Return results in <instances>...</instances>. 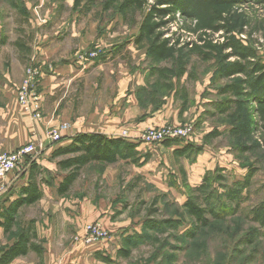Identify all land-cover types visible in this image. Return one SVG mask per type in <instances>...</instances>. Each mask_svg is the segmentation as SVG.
<instances>
[{"label": "rangeland", "instance_id": "374dc122", "mask_svg": "<svg viewBox=\"0 0 264 264\" xmlns=\"http://www.w3.org/2000/svg\"><path fill=\"white\" fill-rule=\"evenodd\" d=\"M90 1L84 0L74 13L67 6L73 0H0V105L9 106L13 100L16 104V92L31 62L33 36L41 31L37 25L43 19L42 11L54 6L52 20L70 21L75 17L80 22L85 46L77 58L72 56V62L80 63V68L87 60H104L107 50L115 51L120 42L124 43L117 60L107 63L111 68L125 70V87L117 101L125 106V129L120 133L128 137L138 135V141L144 143L142 136L159 130L191 127L190 140L195 148L202 152L209 148L220 155L223 163L233 164L234 169L220 173L216 167L203 173L207 160L198 162L199 155L176 157L172 147L165 145L170 142L151 143L143 152L149 155L144 167L132 163L115 165L111 170L96 164L85 167L64 195L66 211L70 207L81 210L82 231L87 224H99L90 218L91 212L98 213L99 220L107 217L109 220L103 221L113 229L99 226L109 233L110 239H121L123 235L125 240L129 239L127 248L136 264H264V228L248 217L264 201L263 124L253 114L255 102L245 98H239V108L223 112L216 108L235 99L229 93L222 94V89L238 77L223 79L216 75L220 66L232 64L235 59L202 61L190 52L195 43L200 44L191 32L193 22L176 14L165 37L173 34L180 44L171 60L155 64L146 48L137 50L133 45L141 20L139 13L129 14L123 20L116 5L105 11L106 0ZM153 3L154 0H148V4ZM227 18L236 39L250 47L259 62L264 63V0H236ZM49 24L42 29H48ZM17 40L23 48L15 46ZM213 41L222 43L223 32L213 35ZM178 61L184 73L181 78L165 81L153 74L156 68L174 69ZM168 83L170 89L166 87ZM99 87L100 83H96V89ZM39 91L42 98L43 90ZM79 92L78 84H71L61 93V104H73ZM74 105L77 106L76 102ZM57 109L50 115L52 122L44 132L45 140L34 142L40 149L38 159L42 149L53 146L47 139V130L68 128L64 123L55 124L60 110ZM235 123L249 133L232 134ZM17 141H23L20 135ZM52 160L47 158V162ZM217 174L220 180L216 179ZM248 174L249 180L244 184ZM195 198L207 211L206 227H200L186 214L185 201ZM114 254H98L94 259L112 263L118 260Z\"/></svg>", "mask_w": 264, "mask_h": 264}, {"label": "crops", "instance_id": "0c3cea01", "mask_svg": "<svg viewBox=\"0 0 264 264\" xmlns=\"http://www.w3.org/2000/svg\"><path fill=\"white\" fill-rule=\"evenodd\" d=\"M67 6L72 12H77L73 10V4H67ZM53 11H55L54 6L43 9L45 16L43 14L42 21L37 25L41 31L36 33L35 37L33 36V46L29 52L30 60L39 62L41 68L46 71L45 74L44 70L42 71L40 82V89L43 90L41 103L44 118L31 122L14 100V103L11 102L9 106L0 105V152H12L30 142L38 144L41 140L44 141V132L52 122L50 115L55 113L57 108L60 110L55 124L64 123L68 125V128L61 132V141L51 143L53 146L42 149L39 159L32 165L36 171V184L41 198L32 205L19 207L16 224L8 233H5L0 226V256L17 242L21 232L28 231L29 234L35 235L30 242L38 250H29L26 255L15 258L9 264H136L137 260L132 258L133 253L127 257L119 255V251L123 248L121 240L125 238V235L121 239L112 238L88 246H71V235L82 233L81 210L79 211L78 208L76 211V207H70L66 211L68 204L65 203L64 195L67 192L58 193L59 185L70 172V170H63L58 163L71 156L52 157L56 151L67 148L77 136L82 134H100L112 139L130 141L137 144L136 150L142 154L150 148L148 144L138 141V135L129 136L132 137L129 140L128 136L125 138L121 136L122 132L120 133L125 129V106L121 103L117 104V101L120 100L121 92L125 87V70L111 68L107 66V63L117 60L115 57L118 53H122L124 43L120 42L115 51L107 50L104 60L100 58L85 61L84 65L81 64V69L80 63L72 62V56L79 55L85 46L79 30L80 22L75 17L70 21L67 19L57 21L56 18L52 20ZM48 23H50L48 29L46 27L43 30L42 28ZM120 24L123 25V23ZM114 53L115 56H113ZM96 83H100L98 89H96ZM71 84L73 86L78 84L79 91L81 90L73 100L77 104L76 107L71 102L61 104L63 96L61 93L67 91ZM216 108L219 109L220 105ZM18 109L24 113L26 119L19 115ZM19 135L22 142L17 141ZM190 143L195 146L192 140ZM170 146L176 150L180 149L181 145L172 143ZM169 147L167 149H170ZM203 151L200 153L201 157L198 154L197 158L198 162L200 159L207 160L203 173L213 171L216 167L224 173L234 169L233 164L223 163L220 155L214 154L209 148ZM48 157L53 160L47 162ZM206 157L208 159H205ZM125 163L129 162L125 160H117L113 164L91 162L78 172L74 182L82 170L92 164L103 165L111 170L113 166L125 165ZM30 168L18 170L6 179L0 180V212L15 203L19 199L21 189L28 186ZM91 213L93 215L89 216L94 222L99 223L103 228L113 229L110 223L103 221L109 220L107 217L101 218L100 221L98 213ZM0 221H2L1 218ZM113 252L118 260H113L112 263L94 259V255L106 256Z\"/></svg>", "mask_w": 264, "mask_h": 264}, {"label": "trees", "instance_id": "16d2710c", "mask_svg": "<svg viewBox=\"0 0 264 264\" xmlns=\"http://www.w3.org/2000/svg\"><path fill=\"white\" fill-rule=\"evenodd\" d=\"M83 1L73 0V10L77 11L82 7ZM235 4L236 0H154L153 4H148V0H106L103 10H109L116 5L123 20L129 14L139 13L141 15L133 45L137 50L146 48L151 61L155 64L171 60L176 52V47L180 44L178 39H174L173 36L175 35L173 34L170 37H165L167 27L175 22L176 14L192 21L193 30L191 32L197 35L200 44L195 43L190 52L196 54L202 61L214 59L216 62L218 60L225 62L230 58L235 59L232 64L222 65L216 70V75L219 78L238 77L222 89V94L229 93L235 99L222 104L220 106L221 112L232 107L239 108L242 105L239 98H245L255 102V106L252 108L253 114L258 116V123L263 124L264 128V63L259 62L255 52L250 47L244 46L233 35L234 29L231 27L227 16ZM221 31L223 32V42L214 43L213 35ZM15 46L19 49L23 48L20 40L15 42ZM155 73L159 74L160 79L165 81L173 77L181 78L184 74L183 69L179 67V61L174 69L156 68L153 74ZM166 87L170 89L171 85L168 83ZM236 126L235 123L232 134L249 133L245 127ZM177 141H165L163 143L170 142L172 144ZM181 141L183 147L173 151L176 157L198 155L202 152L201 148H195L190 141ZM170 143L165 145L170 146ZM262 144L264 147V141ZM136 148L137 144L130 141L112 139L100 134L77 136L70 146L60 149L52 155V157L71 156L58 163L63 170H70L68 176L59 185L58 193L68 192L78 172L91 162L113 164L117 160H125L138 166L144 165L148 161L149 155L138 152ZM30 167L28 186L21 189L19 199L15 203L0 212L2 219L0 226L3 227L5 233H8L16 224V215L20 206L32 205L41 198V193L36 184V171L33 166ZM217 172L224 173L222 170ZM249 176L250 174L246 176L244 184L248 182ZM216 179H221L219 174H217ZM198 201L197 198L188 199L184 203V208L190 219L200 227H206L208 225L207 211L198 205ZM211 214L215 216L214 213L211 212ZM248 217L258 226L264 228V201L253 208ZM34 236L28 231L21 232L17 242L2 252L0 264H9L15 258L26 255L29 250L37 251L38 248L30 242L31 239L35 238ZM128 242L129 239H123V248L119 251V255L127 257L130 254V249L127 248ZM101 260L106 261L105 259Z\"/></svg>", "mask_w": 264, "mask_h": 264}, {"label": "built area", "instance_id": "2783aa9c", "mask_svg": "<svg viewBox=\"0 0 264 264\" xmlns=\"http://www.w3.org/2000/svg\"><path fill=\"white\" fill-rule=\"evenodd\" d=\"M40 63L32 59L25 70V76L16 92V100L18 106L27 115L31 122L41 120L43 114V107L41 103L40 78L42 76ZM65 127L62 126L60 130L48 129L47 139L51 143H58L61 141V132ZM192 128H175L174 130H159L154 132L151 136H142V141L146 144H161L165 141L186 140L190 141V134ZM121 136H125L123 133ZM40 149L34 142L23 145L12 152H0V180L6 179L10 174L18 171L28 169L31 164L37 162ZM109 233L103 230L99 224H87L81 234H76L73 237V245L75 247L88 246L94 243L109 240Z\"/></svg>", "mask_w": 264, "mask_h": 264}]
</instances>
